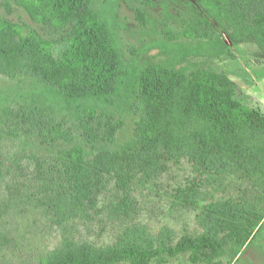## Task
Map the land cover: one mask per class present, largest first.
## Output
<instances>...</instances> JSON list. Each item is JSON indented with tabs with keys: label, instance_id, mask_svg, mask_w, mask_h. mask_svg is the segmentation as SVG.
Segmentation results:
<instances>
[{
	"label": "trees",
	"instance_id": "16d2710c",
	"mask_svg": "<svg viewBox=\"0 0 264 264\" xmlns=\"http://www.w3.org/2000/svg\"><path fill=\"white\" fill-rule=\"evenodd\" d=\"M12 1L37 27L0 15V76L31 80L41 89L0 107V136L60 147L59 156L73 167L127 184L147 185L167 171L168 162L188 158L208 180L220 186L235 180L239 186L237 197L204 207L201 246L216 251L221 233L239 249L249 246L264 223V114L236 98L238 84L210 68L186 72L151 63L126 86L132 72L94 0ZM221 1V16L230 29L253 32L264 42V0ZM6 3L7 13H13L12 3ZM138 16L145 24V14L138 11ZM166 33L170 41H217L221 34L199 12L182 29ZM116 99L137 118L132 138L119 147L117 136L125 123L117 115ZM75 182L84 196L95 187ZM199 184L176 189L175 198L197 206L203 196ZM156 245L150 236L100 249L63 243L41 264H53L55 254L59 264H149ZM164 252L168 248L158 255Z\"/></svg>",
	"mask_w": 264,
	"mask_h": 264
},
{
	"label": "rangeland",
	"instance_id": "374dc122",
	"mask_svg": "<svg viewBox=\"0 0 264 264\" xmlns=\"http://www.w3.org/2000/svg\"><path fill=\"white\" fill-rule=\"evenodd\" d=\"M7 1L14 8L11 14L6 11ZM203 1L205 5L194 0H94V7L113 33L125 68L132 72L126 86L151 63L186 72L210 68L228 74L238 84L236 98L264 114V42L253 32L230 29L221 16V0ZM138 11L145 14V24ZM197 11L216 25L219 40L167 39L166 29H182L186 21L198 17ZM0 15L34 25L12 0H0ZM37 88L31 80L21 83L0 76V107ZM115 101L117 115L125 123L117 136L119 147L132 138L137 118L120 99ZM59 148L0 136V264L45 263L63 243H88L100 249L135 238L146 241L149 236L157 241L149 264H264V223L246 248L239 249L226 233L219 236L216 251L201 246L204 207L237 197V181L220 186L183 158L168 162L167 171L147 185L127 184L73 167L59 156ZM76 179L95 187L84 196L75 187ZM194 183H200L203 193L199 204L179 202L175 190ZM182 244L187 250H182ZM165 248L168 252L159 256ZM56 256L50 257L53 264L61 259Z\"/></svg>",
	"mask_w": 264,
	"mask_h": 264
}]
</instances>
